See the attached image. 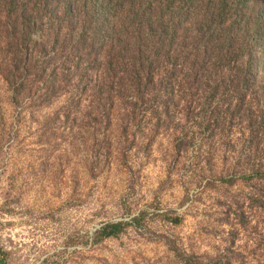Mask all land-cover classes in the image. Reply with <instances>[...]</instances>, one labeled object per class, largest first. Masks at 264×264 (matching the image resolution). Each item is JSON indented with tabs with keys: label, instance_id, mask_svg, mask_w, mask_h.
Wrapping results in <instances>:
<instances>
[{
	"label": "rangeland",
	"instance_id": "1",
	"mask_svg": "<svg viewBox=\"0 0 264 264\" xmlns=\"http://www.w3.org/2000/svg\"><path fill=\"white\" fill-rule=\"evenodd\" d=\"M61 70L0 66V264H264L260 84L248 115L229 81L104 120L93 70Z\"/></svg>",
	"mask_w": 264,
	"mask_h": 264
},
{
	"label": "trees",
	"instance_id": "2",
	"mask_svg": "<svg viewBox=\"0 0 264 264\" xmlns=\"http://www.w3.org/2000/svg\"><path fill=\"white\" fill-rule=\"evenodd\" d=\"M73 63L93 70L104 120L117 104L164 103L181 87L217 90L229 81L242 89L239 111L248 115L249 89L264 90V0H0L9 84ZM120 230L106 224L100 234Z\"/></svg>",
	"mask_w": 264,
	"mask_h": 264
}]
</instances>
